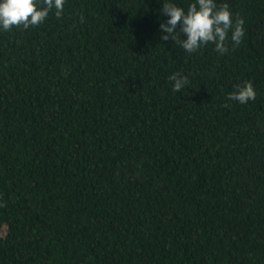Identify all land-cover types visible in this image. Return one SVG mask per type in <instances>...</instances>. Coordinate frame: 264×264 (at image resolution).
Masks as SVG:
<instances>
[{
	"label": "trees",
	"instance_id": "16d2710c",
	"mask_svg": "<svg viewBox=\"0 0 264 264\" xmlns=\"http://www.w3.org/2000/svg\"><path fill=\"white\" fill-rule=\"evenodd\" d=\"M167 2L0 31V264H264V0H216L224 54L162 41Z\"/></svg>",
	"mask_w": 264,
	"mask_h": 264
},
{
	"label": "clouds",
	"instance_id": "9594fccd",
	"mask_svg": "<svg viewBox=\"0 0 264 264\" xmlns=\"http://www.w3.org/2000/svg\"><path fill=\"white\" fill-rule=\"evenodd\" d=\"M65 3L66 0H0V31L40 26L52 12L60 18ZM156 11L158 19L164 18L158 23L160 39L179 43L187 54L208 44L214 45L217 53L224 54L228 52L229 33L234 45H239L244 36L243 19L233 21L228 5L218 6L216 0H193L187 10L168 0ZM170 80L174 92H180L188 84V78L179 73L170 76ZM255 98L251 82L238 85L228 96L239 104H247Z\"/></svg>",
	"mask_w": 264,
	"mask_h": 264
}]
</instances>
